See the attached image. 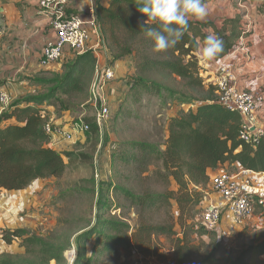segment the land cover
I'll list each match as a JSON object with an SVG mask.
<instances>
[{
  "label": "trees",
  "instance_id": "1",
  "mask_svg": "<svg viewBox=\"0 0 264 264\" xmlns=\"http://www.w3.org/2000/svg\"><path fill=\"white\" fill-rule=\"evenodd\" d=\"M205 2L208 5L212 0ZM140 4L141 0H111L107 6L96 3L102 50H107L112 65L132 57L139 59L138 74L127 82L135 102L143 95H154L164 103L176 104L179 110L169 120L168 137L162 146L124 142L112 154V164L132 170L146 181L160 183L167 190L139 194L111 181H98L92 192L97 209L92 224L57 239L42 238L21 228L3 229L1 240L7 245L20 241L23 251L17 256L1 255L0 264H67L65 253L73 245L77 252L74 264H100L104 257L117 256L122 251L128 257L138 254L146 260H160L165 249L162 237L170 241L174 264H264V238L247 246L237 257L224 259L217 256L220 243L213 233L198 223L211 172L233 167L237 171L264 173V138L258 145L241 140L243 119L219 104L215 87L205 89L199 56L210 32L224 41V50L214 58L216 61L234 53L239 42L252 32L241 15L223 17L219 22L193 19L176 46L157 52L154 41L141 29L142 25L148 27L144 23L148 17L138 10ZM96 65L92 51L74 57L62 64L60 74L52 73L33 82L42 86L43 92L19 98L1 115L0 125L7 123L0 126V193L21 192L35 181L65 175L64 157L49 147L44 132L49 122L46 108L52 102L66 108L63 100L76 97L87 101ZM150 74L175 76L194 94L146 76ZM112 194L137 211L136 226L107 217V212L119 208L110 198ZM174 208L177 213L167 224L153 222L154 215ZM260 212L264 214V210L256 208L255 214ZM205 236L214 244L203 255V245L196 241Z\"/></svg>",
  "mask_w": 264,
  "mask_h": 264
},
{
  "label": "rangeland",
  "instance_id": "2",
  "mask_svg": "<svg viewBox=\"0 0 264 264\" xmlns=\"http://www.w3.org/2000/svg\"><path fill=\"white\" fill-rule=\"evenodd\" d=\"M228 4H233L234 9L240 12L246 11L244 8L246 6L239 0H212L207 5L208 15L205 19H213L216 11L224 13ZM138 63L139 59L132 57L112 65L117 75L116 80L105 89L104 95L109 105V116L101 125L97 121L100 104L96 91L94 93L90 90L87 101L83 97L63 100L66 108L61 107L57 102L47 105L50 111L46 113L49 121L52 119L48 124L65 127L70 131L75 125H79L83 131L74 134L69 141L49 142V147L52 146L64 157L67 165L65 175L61 179L51 178L32 183L26 192L11 195L12 198L9 195L8 198L13 204L24 206L17 214L8 213L10 219L8 224L4 223L5 229H26L46 239H57L58 236L76 234L92 224L96 218V196L92 192L98 181H111L139 194L145 191L164 192L167 190L160 183L153 180L146 181L144 177L136 175L132 170L112 164V154L124 142L143 141L162 146L168 137L169 120L179 110L176 104L164 103L154 95H143L139 102L134 101L128 92L127 82L138 74ZM105 65L101 63L100 70L104 69ZM205 72L203 80L205 89L208 90L210 86H215L212 82L213 76ZM146 76L186 94L193 93L187 88L185 82L175 76L161 74ZM225 172L235 173L237 170L227 167ZM208 192L210 195L214 194L210 186ZM110 198L118 204L119 208L107 212V217L125 221L131 227L136 226L137 211L122 198L117 199L115 194H112ZM176 213L175 208L161 211L153 216V222L167 224L171 216H175ZM226 216H223L218 228L212 231L213 238L220 243L218 257L233 259L247 246L264 238L263 212L254 214L243 225H238L233 220H226ZM198 223L202 226L201 221ZM160 240L165 249L158 257L160 259L158 261L174 264L170 241L164 237ZM196 243L203 245V255L209 253L214 244L207 236L198 239ZM73 250H75L74 245L67 251L69 253H65L66 258L68 256L70 259V251ZM22 251L20 241L7 245L1 241L0 236V256L3 254L17 256ZM132 259V256L128 257L122 251L117 256L104 257L100 264H132ZM67 264H69L68 258Z\"/></svg>",
  "mask_w": 264,
  "mask_h": 264
},
{
  "label": "built area",
  "instance_id": "3",
  "mask_svg": "<svg viewBox=\"0 0 264 264\" xmlns=\"http://www.w3.org/2000/svg\"><path fill=\"white\" fill-rule=\"evenodd\" d=\"M95 5L93 1L84 14H74L68 13L64 0L40 1L39 7L52 17L51 25L56 35L55 40L48 42L43 48L40 65L48 69L61 63L66 50H69L73 57L92 51L97 59V65L91 90L94 93L96 91L99 96L100 110L97 114V121L101 125L109 116V105L104 95L105 89L116 80V71L112 68L107 50H102ZM2 37L3 29L0 25V42ZM93 40L95 43L91 47L90 42ZM100 56H105L107 59L102 61ZM101 63L106 65L100 70ZM213 83L219 104L230 112L238 113L243 119L240 131L241 140L253 145L260 144L264 138V129L258 127L257 122L259 108L264 105V93L241 91L236 85L234 71L228 65L218 67ZM0 101L6 112L11 105L9 97L0 93ZM82 131L79 125H75L72 131L48 123L44 127L50 143L55 140L69 141L74 134ZM209 185L218 199L209 203L201 215L202 226L208 231L216 230L224 215H231L238 225H243L254 216L256 208L264 210V173L244 169L235 173L218 171L211 176ZM70 253L72 257L77 256L75 250ZM67 258L70 264V259L68 256ZM132 264L166 263L156 258L146 260L136 254L133 256Z\"/></svg>",
  "mask_w": 264,
  "mask_h": 264
},
{
  "label": "crops",
  "instance_id": "4",
  "mask_svg": "<svg viewBox=\"0 0 264 264\" xmlns=\"http://www.w3.org/2000/svg\"><path fill=\"white\" fill-rule=\"evenodd\" d=\"M40 1L0 0V25L3 29V37L0 42V93L6 94L11 103L21 97L43 92L44 88L34 85L33 82L37 79L47 78L52 73L60 74L62 64L74 58L73 54L66 50L61 63L48 69L41 67L40 60L43 48L48 42L54 41L56 35L51 25L52 17L39 7ZM93 1L95 4L100 2V4L107 6L111 0H64L68 10L79 14H84ZM239 1L246 6L244 7L245 12L235 10L233 4H228L224 13L216 11L213 19L204 20L219 22L223 17L241 15L243 21L248 24V29L252 35L241 40L237 50L223 60H208L201 51L199 55L203 66L201 75L203 77L205 70H207L205 74L210 73L214 81L218 67L228 65L233 69L236 85L241 91L264 93V0ZM94 43L95 40L90 42L91 47ZM99 58L102 61L107 59L105 56ZM46 110L50 111L47 108ZM3 113L5 110L0 101V117ZM51 121L52 119L49 122ZM6 123H2L0 126H4ZM257 126L264 129V105L259 108ZM51 148L53 147L51 146ZM216 172L218 171L211 172L210 176ZM27 190L28 188L21 192H2L0 194V229H5L4 223L8 224L10 219L8 213L17 214L24 206L13 204L8 196L20 195ZM217 199L216 194L210 195L208 192L203 210L209 203ZM226 220L235 221L231 215H227Z\"/></svg>",
  "mask_w": 264,
  "mask_h": 264
},
{
  "label": "clouds",
  "instance_id": "5",
  "mask_svg": "<svg viewBox=\"0 0 264 264\" xmlns=\"http://www.w3.org/2000/svg\"><path fill=\"white\" fill-rule=\"evenodd\" d=\"M138 10L148 17L144 22L148 27L142 25L141 29L154 41L157 52L176 46L187 32L190 20H204L208 15L205 0H141ZM223 50L224 41L215 33L210 32L204 38L201 51L208 60Z\"/></svg>",
  "mask_w": 264,
  "mask_h": 264
},
{
  "label": "bare ground",
  "instance_id": "6",
  "mask_svg": "<svg viewBox=\"0 0 264 264\" xmlns=\"http://www.w3.org/2000/svg\"><path fill=\"white\" fill-rule=\"evenodd\" d=\"M68 253H69V252H68ZM70 256H71V257H70V264H74V261H75V257H76V256H75V257H72L71 254H70Z\"/></svg>",
  "mask_w": 264,
  "mask_h": 264
}]
</instances>
